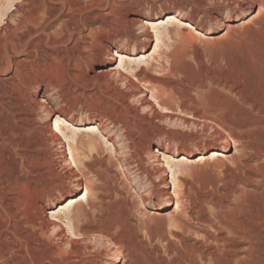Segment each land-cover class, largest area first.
Returning <instances> with one entry per match:
<instances>
[{
	"label": "rangeland",
	"instance_id": "obj_1",
	"mask_svg": "<svg viewBox=\"0 0 264 264\" xmlns=\"http://www.w3.org/2000/svg\"><path fill=\"white\" fill-rule=\"evenodd\" d=\"M35 1L39 19L31 25L28 9L29 18L20 27L31 26L23 41L37 37L17 56L10 54L12 60L22 59L17 86L10 90L3 81L13 66L0 72V99L6 107L19 102L17 110L29 116L35 129L25 131L37 146L24 151L29 158L19 197L30 195L43 205L33 210L38 217L59 213L65 226L59 205L83 192L84 181L80 187L74 182L78 174L68 175L70 153L65 161L62 143L45 129L48 123L54 127L48 115L96 123L113 147L94 144L95 134L78 133L86 147L72 154H80L92 186L88 201L98 205L95 220L78 222L76 234L84 237L74 239L75 252L62 244L65 253L42 264H214L210 255L230 257L234 244L240 249L235 264L248 256L249 241L238 233L250 231L253 219L264 216V0H68L75 5L73 13L56 0ZM49 7L55 8L50 17ZM171 13L207 36H184L169 24L157 30L162 39L154 48L156 33L147 41L144 21ZM72 16L80 19L79 29L68 34L63 22ZM19 19L13 15L11 24ZM17 44L24 47V42ZM116 50L135 51L137 59L126 64L125 75L102 73L118 65L112 59ZM151 93L153 104L146 101ZM215 148L233 158L178 162L181 154L193 158ZM155 149L170 157L155 156ZM164 159L171 168H161ZM174 169L183 174L176 193L167 183ZM5 221L0 213V225ZM99 225L107 230L104 236H99ZM10 236L0 234V264H35L23 241ZM49 236L47 245L60 244L52 232ZM221 239L227 241L217 244ZM252 240L256 262L264 264V230Z\"/></svg>",
	"mask_w": 264,
	"mask_h": 264
},
{
	"label": "bare ground",
	"instance_id": "obj_2",
	"mask_svg": "<svg viewBox=\"0 0 264 264\" xmlns=\"http://www.w3.org/2000/svg\"><path fill=\"white\" fill-rule=\"evenodd\" d=\"M35 3V0H0V72H7V70H9L13 66L12 73L8 76H5L3 79V81L8 84L7 86H10V90H12L14 86L16 87V81L20 80L22 62V59L12 60V55L10 54H13V56H17L29 42L30 44L33 43L34 39L37 37L36 34L34 36L29 37L26 41H23L25 34L30 33L31 26L29 25V28L25 31H22L20 27L22 22H24V20H28L29 18L27 12L28 9L32 10L30 13L31 17L33 18V21H31V23L33 24L31 25L34 26L36 20L39 19L41 8H35ZM56 3L60 4V6L62 7L66 6L68 13H73L75 5L70 4L68 0H56ZM12 4H14V8L10 10ZM54 10V7L47 8V16L50 17V15H53ZM15 14H18L20 19L17 23L15 22V25L13 26L11 24V17ZM79 21L80 19H76L72 16L62 22L67 33L71 34V32L75 33L77 32L76 29H79ZM245 23L246 21L243 22V24ZM144 24L147 27V31L145 32L147 41H151V32L156 33V44L154 46V48L156 49L159 47V44L161 42L160 39H162L157 34L159 33L157 32V30L165 29L169 24H174L178 32L181 33V35L183 34L184 36H207V32H204L203 30L199 29L194 23H192L188 19L182 18L176 13L167 14L164 17L157 19H147L144 21ZM69 25L73 26L71 27ZM22 42H24V47L19 48L17 43ZM136 54L137 53L135 51L131 53H126L123 51L116 50L114 55L112 56V59L118 60V65L103 69L101 70V72H113L121 76L125 75L128 72V69L125 67L126 64L130 63L131 60H136ZM135 83L138 84V87L141 88V84L138 83V81H135ZM5 86L6 85L4 84L1 89H5L7 87ZM3 94V92H0V97H2ZM146 101L149 104H153V102H155L154 94L151 93L150 96L146 99ZM9 104L10 107H6V104L0 99V213H2L6 220L3 225H0V234H3L5 237H7V235H11L13 238H15V240L19 239L23 241V247L27 251H29L28 253H30L31 255V257H28L32 258V260L36 262L35 264H42L44 262L47 263L52 261L55 256H58L61 253H65L62 250V244L66 245L69 251H76L77 242L74 239H82V237H84L79 233L76 234V230H78V222L95 220L93 213L98 209L97 204L93 203L92 201H88V197L92 191V186L87 182L85 178L86 175L83 171V168H85V166H82V158L78 157L80 156V154H78L76 157L74 156V153L72 154V149H78L83 153V147L84 150L86 147L85 142L80 138V136H77L78 133H86L89 135L95 134L97 136V140L94 142V144L101 146L105 145L110 148L111 151L113 147L109 139L104 134H102L99 126L96 123H75L67 119L61 113H55L53 114V116L48 115L47 121L49 122L53 120L54 127H51V125L48 123L45 125V129L50 132L51 137H55L58 141L62 143L61 154L64 157L65 161L67 152L70 153V158L68 160V164H70V169L68 168V175L70 177L75 178V176H77L78 174V177L74 179V182L76 185L78 184L79 187V183L81 182V180L84 181L83 192L79 193V195L70 197L69 199H67L68 201L66 205L61 204L57 209L58 211L63 210V213L65 214L64 217L66 219V224H64L67 229V232H65V226L62 224V215L57 212H53L52 218H44L42 216L38 217L36 213H33L35 211V206H38V208H43V205L41 203L35 204L34 199H32V196L30 195L22 199L19 197L20 189L24 185H26L25 182H22L23 170L27 167L24 162L29 158V153H26L24 151H33L36 148L37 143H34L33 137L28 136L27 138H25L26 133L31 134L33 133V131H35V129H32L30 127L31 119L29 118V116L21 114L17 110L19 102L17 103L16 101H10ZM232 137H230V139L233 143V151L236 152L237 150H239V146L237 148V140ZM227 138L228 137L226 136L224 140H227ZM65 142H69L68 148L63 147V144ZM73 142H75L76 144V147L74 148H72L70 145ZM154 154L155 156L162 155L164 158L170 157L167 151L159 149H155ZM231 158H233L232 153L226 152L225 149L215 148L210 150V152L207 154L199 153L193 158H189V156L186 154H181L178 157V162L181 165H186L188 163L199 164L209 160L220 161L222 159ZM164 162L166 164H162L161 168H164L165 166L171 168L169 166L168 160L164 159ZM175 171L177 173H171V180L170 182H167L168 184H172L173 193L177 192L179 184L182 182V180L178 176L183 175L181 174L180 169H176ZM28 192L32 195L31 190H28ZM172 192H168V195ZM81 200H85L86 204L83 205L81 203ZM138 204L140 207H144V203L141 199L138 201ZM169 204L171 203L168 201L165 206ZM178 204L179 202L176 200V206ZM43 213H45L44 210ZM21 223H24L26 226L24 225L25 227H21ZM253 223L254 224H251L252 229L250 231L245 230L244 228L239 233L236 232L238 233V236L240 234L243 239H247L249 241V246L247 250L249 255L239 257L236 261V264H257L256 258L258 259V256L257 254H254L255 248L253 246L254 241L252 240V238L253 236L255 237V235L259 233L260 229L264 230V216L256 217L255 219H253ZM98 231L99 236H104V234H106L107 232L105 227L102 225H99ZM50 232H52L53 239H55L60 244H56L55 246H49V243L48 245L45 243L46 241L52 239L49 236ZM226 241V239H221L219 241L217 240V244H224V242ZM239 250L240 249L237 248V246L235 247L234 244L232 245L233 253L230 257L223 256V254L216 252L212 253L209 258L213 260L214 264H235L234 256H236V253ZM3 251L4 248L0 245V258H2ZM119 256L121 257V254L116 256V260H119Z\"/></svg>",
	"mask_w": 264,
	"mask_h": 264
}]
</instances>
